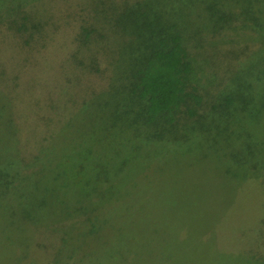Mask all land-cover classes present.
Listing matches in <instances>:
<instances>
[{
	"label": "rangeland",
	"instance_id": "rangeland-1",
	"mask_svg": "<svg viewBox=\"0 0 264 264\" xmlns=\"http://www.w3.org/2000/svg\"><path fill=\"white\" fill-rule=\"evenodd\" d=\"M212 5L215 0H0V132L7 142L0 139V163L15 144L7 136L13 100L5 91L16 94L33 84L22 64L42 63L39 95L56 92L57 83L71 74L79 82V96L120 86L122 100L124 75L108 73L106 58L92 56L98 52L96 41L88 49L81 47L78 32L135 30L115 22L132 7L139 19L136 30L142 22L148 23L144 30L166 24L181 28L190 51L207 71L202 115L209 118L195 136L192 121L182 124L186 130L194 126L184 143H150L138 135L145 128L137 121L124 135L119 127L111 130L121 139L115 144L105 140L101 148L96 139L90 143L85 138L97 126L93 119L79 127L72 124L74 134L84 137L73 143L79 147L76 152L92 150L76 155L87 168L76 183L95 178L99 163V174L116 172L113 165L124 159H132L128 169L134 167L133 174L115 178L108 187L72 183L56 188L48 183L53 174L39 168L38 176L22 180L18 193L23 200H0V264H26L27 258L38 264L67 258L77 264H264V29L254 28L252 20L264 17V0H219L218 7L231 12L230 22L220 23L221 29L209 20ZM28 13L29 31H18ZM46 64L54 68L51 75ZM240 81L251 88L239 92L255 98L256 105L239 111L236 119L225 116L230 108L213 109ZM242 106L237 101L231 108L238 111ZM40 128L43 134L46 128ZM63 140L50 147L54 155L46 164L57 163L58 155L69 151V138Z\"/></svg>",
	"mask_w": 264,
	"mask_h": 264
},
{
	"label": "trees",
	"instance_id": "trees-1",
	"mask_svg": "<svg viewBox=\"0 0 264 264\" xmlns=\"http://www.w3.org/2000/svg\"><path fill=\"white\" fill-rule=\"evenodd\" d=\"M215 1L217 6L210 7L209 20L215 29L217 27L221 29L220 23L225 25L230 22L231 12L219 8V0ZM118 15L119 17L115 18L116 24H120V20L124 25H131L135 30H101L98 35L97 30L85 29L79 30L78 38L81 47L87 49L93 43L92 41H96V45L99 46L98 52L93 53L92 56L101 54L106 58L105 65L108 73L116 75V72H119L124 75H122L124 78L119 76L124 79L123 88L126 90L121 101L118 99L121 92L120 86L117 88L106 86L101 90H91L79 96V92L76 91L79 82L77 77L71 74L70 77L66 74V79L57 83L59 90L56 92L49 91L48 94L39 95L37 76L42 73L40 70H44L42 63L36 62L32 64L33 66L19 64L23 67L20 68L21 70L25 69L24 75H29L30 82L33 84L29 83L30 85L20 89V92L16 94L11 89L5 91V94L7 93L13 100L9 105L12 107H9L7 111H10L8 119L12 123L11 133H7V136L8 141L15 140V144H10L8 154L1 155L3 163H0V200L6 198L15 202L23 200V194L18 193L19 186L23 179L38 176L39 168L47 169L53 174L48 183L56 188L71 186L72 183V186L77 187L90 184L98 188L108 187L115 178L120 180L133 174L134 167L128 169L133 164L132 159H124L113 165L114 170L117 169L116 172L108 171L99 174L98 171L102 167L99 163L96 165L97 170L93 173L95 178L83 184L76 183L77 177L87 169L80 162L82 157L76 155H90L92 150L89 148L81 150V153L76 152L79 147L73 143L84 137L74 134L72 124L79 127L81 122L87 123L88 118L93 119L97 126L94 131H88L85 138L89 139L90 143L96 139L99 148L102 142L106 143L105 140L108 142L112 139L115 144L121 139L119 134H110L111 130L119 127L120 134L124 135L129 130L127 127L136 126L137 121L145 128L142 129L144 133H138V135L149 140L150 143L170 139H174L177 143H184L182 139H187L188 129L194 130L192 127L195 126L196 130L192 132L195 136L202 129V125L206 126L209 118L203 117L202 114H204L207 94L204 93L205 85L202 82L207 76V71L202 67V61L190 51L178 24L158 25L151 30H144L148 23L142 22L139 30H136V20L139 19L136 18L135 7ZM250 18L248 17V20ZM22 20L25 22L24 26L23 24L19 26L18 31L28 32L29 13ZM252 20L256 22L254 28L264 29L263 16L253 17ZM24 28L26 30H23ZM27 36V44L30 45L33 34ZM136 40L139 41L138 45L135 43ZM120 56L125 58L116 64ZM126 61L129 62L125 66ZM44 67L48 68L51 75L54 70L52 64H46ZM92 69H95V66ZM57 79L60 80L61 77L58 76ZM246 82L237 83V87L231 88L224 99H222L223 96L219 97L221 104H214L212 108L216 109L217 106L222 109L230 108L225 116L234 119L237 118L239 111H250L251 107L256 105L255 98L239 92L241 89L245 91L251 88ZM25 97L28 99L26 100ZM23 100L26 101V106ZM237 101L243 105L238 111L234 107L231 108ZM37 110L42 111L40 115ZM43 110L47 114H44ZM188 120L192 121L194 126H188L186 130ZM182 124L186 126H181ZM38 125L46 128L43 134L40 133L41 128ZM180 131H186V133L180 134ZM65 133L68 136L64 140L69 138V151L58 155L57 163L46 164L45 160L54 155L49 151L50 147L58 144H53L54 142L62 141ZM4 138V132H0V139L7 143ZM65 164H71L72 167L66 168L63 166ZM78 167L80 170L76 169ZM32 261L39 263L37 259L27 258L26 264ZM79 263L82 264L80 261ZM58 264L77 263L75 258H67Z\"/></svg>",
	"mask_w": 264,
	"mask_h": 264
}]
</instances>
